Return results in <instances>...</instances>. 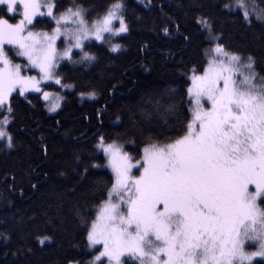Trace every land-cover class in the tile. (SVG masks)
<instances>
[{
    "label": "snow or ice",
    "instance_id": "1",
    "mask_svg": "<svg viewBox=\"0 0 264 264\" xmlns=\"http://www.w3.org/2000/svg\"><path fill=\"white\" fill-rule=\"evenodd\" d=\"M253 5L222 0L220 8L248 27L259 23L264 28V0H253ZM126 10L125 0H70L66 7L59 0H0V150L24 147L30 157L31 147L12 130L21 119L17 101L23 98L32 108L43 101L47 113L59 116L65 98L47 89L51 84L61 90L79 87L61 71V62L92 66L99 58L93 42L118 53L122 45L114 41L130 32ZM45 21L48 30H37ZM194 23L203 56L190 69L179 62L187 78L179 106L152 98L137 109L138 116L130 114V129L94 136L88 158L80 143L86 133L77 134L60 120L51 127L52 134L69 141L67 167L57 175L71 172L75 177L57 197L75 195L95 176L70 209L84 226L83 256L66 264H264V68L257 70L256 56L231 49L208 14L196 15ZM159 31L180 41L168 57H182L193 40L171 15H164ZM78 94L91 99L96 91L84 85ZM116 121L122 122L120 115ZM40 127L35 122V127L21 124L19 130L36 142L43 162L50 158L49 144L44 133L34 135ZM126 144L137 145L135 155ZM39 167L29 165L20 185L15 174L5 173L3 182L10 192L19 187L23 195L26 177L28 186L40 191L49 173ZM89 206L94 215L86 211ZM0 238L8 241L10 236L0 232ZM51 239L36 236L40 245ZM32 250L25 246L12 255Z\"/></svg>",
    "mask_w": 264,
    "mask_h": 264
},
{
    "label": "trees",
    "instance_id": "2",
    "mask_svg": "<svg viewBox=\"0 0 264 264\" xmlns=\"http://www.w3.org/2000/svg\"><path fill=\"white\" fill-rule=\"evenodd\" d=\"M235 1V0H233ZM252 1L253 0H249ZM68 6L70 0H59ZM102 2V0H88ZM127 4L126 21L130 32L121 34L124 38H117L114 42L122 45L118 53L108 51L107 45L93 42V52H98L99 58L92 66L82 68L80 65L62 62L61 71L72 77L79 88L84 85L94 86L96 98L79 100L78 90L64 92L62 101L63 111L59 116L56 113H47L43 108V101L36 108H32L20 98L17 101L18 115L13 131L23 145L30 146V157L25 156V148L16 150H0V232L10 236L8 241L0 238V264H66L71 258H81L84 252V226L72 211L74 201L80 197L90 180L84 181L75 195L66 193L63 199L56 193L71 187L75 177L69 172L67 177L57 175L58 170L67 167L69 159V141L60 134H52L51 127L56 120H60L65 127H71L79 132L86 133L87 139L80 143L84 147V157L92 153L95 143L94 136L103 134L110 137L126 128H131L129 116L139 113V107H147L152 98L170 100L178 106L181 104V92L186 90L187 79L183 72L184 66L190 69L199 65L203 56L201 36L194 23V17L199 14H208L214 26L224 35L225 43L233 50L245 55L252 54L258 59L257 70L264 68V28L259 26L248 27L239 18L225 15L221 10L222 0H125ZM258 3V0H257ZM163 4V14L160 5ZM164 15H171L187 28L193 36L192 43L184 51L183 56L168 57L166 53L175 51L179 40L166 38L159 31ZM47 29V21L38 26L39 30ZM143 45L148 47L141 51ZM181 59L183 65H180ZM115 85L113 91H109ZM51 84L47 90H57ZM184 100L187 97H183ZM33 103H36L34 100ZM187 107L186 104L183 105ZM97 110H102L97 116ZM60 111V110H58ZM120 115L122 122L116 121ZM87 117V119L85 118ZM39 122L41 127L36 135L44 133L49 144V159L42 162L37 156V144L27 132L19 130L21 124L35 127ZM63 129H61V132ZM129 139H137L129 137ZM126 150L135 155L137 145L126 144ZM96 155L103 156L98 152ZM29 165H39L49 173L47 181L40 191H33L23 180L24 194L21 195L19 187L15 192L8 190L3 182L4 175L9 177L15 174L18 185L24 177ZM101 172L102 170H93ZM108 174L110 175V171ZM86 211L94 210L89 206ZM36 236H50L51 241L40 245ZM31 247V253L13 256L12 253L21 247ZM87 259V257H83Z\"/></svg>",
    "mask_w": 264,
    "mask_h": 264
},
{
    "label": "rangeland",
    "instance_id": "3",
    "mask_svg": "<svg viewBox=\"0 0 264 264\" xmlns=\"http://www.w3.org/2000/svg\"><path fill=\"white\" fill-rule=\"evenodd\" d=\"M235 1H233V3H234ZM247 3H248V5H249V8H251V7H253L254 5H253V2L252 1H249V0H247ZM116 24H117V26H118V22H116ZM58 44H59V42H58ZM15 60H16V62H21V63H26V60L24 59V58H22V57H16L15 58ZM63 62V61H62ZM61 62V63H62ZM37 71L38 70H32V72L30 73V74H37ZM50 84H51V82H49ZM54 85V84H53ZM54 86H56V85H54ZM56 87H58V89L57 90H49V91H52V92H59L60 93V95H62V96H64V92L65 91H68L69 89H64V90H61L60 88H59V86H56ZM97 96V95H96ZM96 96H95V98H96ZM78 97H79V100H85V99H90V98H88V97H80V95L78 94ZM91 99H94V98H91ZM61 103H62V101H61ZM102 153V152H101ZM110 171V170H109ZM97 247H100V246H97ZM105 264H106V262H105Z\"/></svg>",
    "mask_w": 264,
    "mask_h": 264
}]
</instances>
